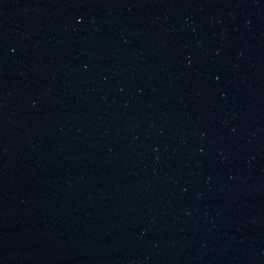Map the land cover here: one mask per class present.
Segmentation results:
<instances>
[{
	"label": "water",
	"instance_id": "1",
	"mask_svg": "<svg viewBox=\"0 0 264 264\" xmlns=\"http://www.w3.org/2000/svg\"><path fill=\"white\" fill-rule=\"evenodd\" d=\"M0 264H264V0H0Z\"/></svg>",
	"mask_w": 264,
	"mask_h": 264
}]
</instances>
